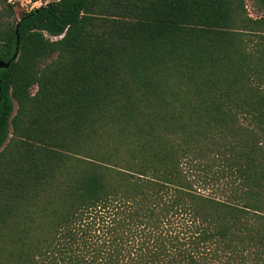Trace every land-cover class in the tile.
<instances>
[{"label": "trees", "instance_id": "16d2710c", "mask_svg": "<svg viewBox=\"0 0 264 264\" xmlns=\"http://www.w3.org/2000/svg\"><path fill=\"white\" fill-rule=\"evenodd\" d=\"M246 6L0 0V264H264Z\"/></svg>", "mask_w": 264, "mask_h": 264}, {"label": "rangeland", "instance_id": "374dc122", "mask_svg": "<svg viewBox=\"0 0 264 264\" xmlns=\"http://www.w3.org/2000/svg\"><path fill=\"white\" fill-rule=\"evenodd\" d=\"M9 3L14 5V10H15V14L14 17H16L17 19L20 18L23 14L30 12L31 10H33L34 8L39 7L40 5L50 1V0H8ZM246 7L250 13V15L252 16H256V15H260L262 13H264V7L263 8H259L258 3L256 2V0H246ZM12 18H9L7 16H5L3 18V23H2V27L5 26V23L7 21H11ZM35 91V87L32 88V92Z\"/></svg>", "mask_w": 264, "mask_h": 264}, {"label": "water", "instance_id": "95a60500", "mask_svg": "<svg viewBox=\"0 0 264 264\" xmlns=\"http://www.w3.org/2000/svg\"><path fill=\"white\" fill-rule=\"evenodd\" d=\"M16 56H17V52L14 54L12 58L15 59ZM8 65H9V62L0 61V67H7Z\"/></svg>", "mask_w": 264, "mask_h": 264}]
</instances>
